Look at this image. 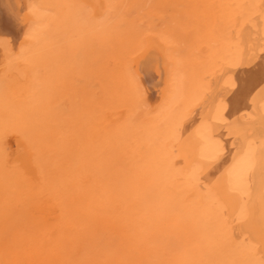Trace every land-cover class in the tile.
<instances>
[{"label": "bare ground", "instance_id": "bare-ground-1", "mask_svg": "<svg viewBox=\"0 0 264 264\" xmlns=\"http://www.w3.org/2000/svg\"><path fill=\"white\" fill-rule=\"evenodd\" d=\"M0 264H264V0H0Z\"/></svg>", "mask_w": 264, "mask_h": 264}]
</instances>
